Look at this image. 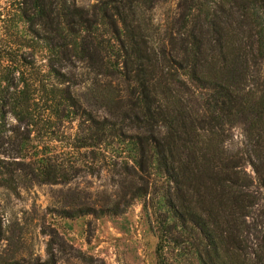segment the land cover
I'll return each mask as SVG.
<instances>
[{
    "label": "trees",
    "instance_id": "obj_1",
    "mask_svg": "<svg viewBox=\"0 0 264 264\" xmlns=\"http://www.w3.org/2000/svg\"><path fill=\"white\" fill-rule=\"evenodd\" d=\"M101 172L122 189L107 214L141 206L153 264H264V0H0V187ZM47 236L29 264H58Z\"/></svg>",
    "mask_w": 264,
    "mask_h": 264
},
{
    "label": "rangeland",
    "instance_id": "obj_2",
    "mask_svg": "<svg viewBox=\"0 0 264 264\" xmlns=\"http://www.w3.org/2000/svg\"><path fill=\"white\" fill-rule=\"evenodd\" d=\"M99 1L74 0L81 8H89ZM176 5L173 1L152 10V21L159 31L174 15ZM37 60L44 71L45 61L41 56ZM80 90L83 91L81 87L75 91ZM9 123L14 125L12 121ZM74 129V123L64 124L65 133L71 134ZM229 135L227 149L240 150L244 141L243 127L231 129ZM246 171L250 173L249 167ZM119 180L116 175L101 172L81 174L68 184L20 187L16 195L0 187V263L45 261L47 233L53 231L61 239L54 251L58 264H153L156 240L139 203H122L118 208L121 213L117 215L105 212V207L120 200ZM86 209L93 212L58 220L61 210L74 213ZM82 256L86 259L84 262L75 258Z\"/></svg>",
    "mask_w": 264,
    "mask_h": 264
}]
</instances>
